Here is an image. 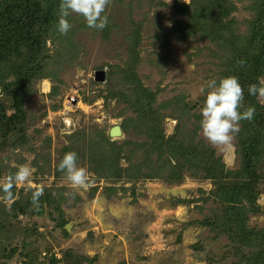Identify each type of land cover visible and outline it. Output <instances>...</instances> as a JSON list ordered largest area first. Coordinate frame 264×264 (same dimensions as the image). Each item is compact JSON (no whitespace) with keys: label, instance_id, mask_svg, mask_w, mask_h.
Here are the masks:
<instances>
[{"label":"rangeland","instance_id":"obj_1","mask_svg":"<svg viewBox=\"0 0 264 264\" xmlns=\"http://www.w3.org/2000/svg\"><path fill=\"white\" fill-rule=\"evenodd\" d=\"M197 1L112 0L105 12L109 23L102 31L88 28L84 18L73 13L67 18L72 25L67 35L53 28L37 51L24 42L7 63L0 62V178L28 163L35 169L32 185L42 186L40 199L47 198L35 211L30 187H14L15 202L29 205L7 224L18 223L23 232L35 235L36 264H49L50 255L57 264H229L234 259L226 254L229 240L214 238L215 231L202 224L205 218L212 221L213 213L220 214L219 204L210 197L212 179L184 173L173 182L116 181L104 176L100 166L107 147L93 145L100 141L99 132L117 144L146 140L147 120L143 123L133 107L137 86L119 79V70L131 65L140 88L154 95L149 109L162 118L165 137L173 135L177 125L185 132L194 130L197 149L199 144L211 147L224 168L239 166L235 139L231 149L222 150L201 133L205 96L198 89L209 80L219 82L221 67L215 46L192 25V4ZM223 1L235 7L228 19L236 21V38L245 36L255 16L252 1ZM53 3L57 15L59 0ZM29 64L38 66L36 71L30 72ZM99 70L106 81L94 80ZM16 86L25 93L22 118L14 126L9 121L14 119L10 90ZM70 97L75 99L72 106L67 104ZM257 98L264 105V97ZM125 119L133 120L127 130L121 127ZM115 126L121 135L110 137ZM68 151H75L77 165L91 174L94 182L88 189L73 190L57 170ZM118 164L127 167L122 158ZM257 203L263 212L250 217V226H264V191ZM12 205L9 209L0 201V210H12ZM26 262L18 254L9 260L0 257V264Z\"/></svg>","mask_w":264,"mask_h":264},{"label":"trees","instance_id":"obj_2","mask_svg":"<svg viewBox=\"0 0 264 264\" xmlns=\"http://www.w3.org/2000/svg\"><path fill=\"white\" fill-rule=\"evenodd\" d=\"M251 1L250 10L255 11V16L248 22V33L240 38H236L234 33L236 21L228 19L235 10L232 3L226 6L223 0H198L192 4L195 7L192 9V25L203 36H207V40L216 48L214 56L220 60L221 67L219 80L230 75L236 76L244 90L241 111L248 106L256 109L252 121H241L240 131L235 135L236 156L239 159L236 169L224 168L211 147L199 144L197 149L194 130L185 132L177 125L174 134L165 137L160 126L162 118L152 115L149 109L154 102V95L140 88L131 65L127 70H119L122 75L119 79L137 86L133 107L143 123L147 120L143 131L146 140L138 144L125 140L117 144L98 131L100 141L93 143L96 147H107L100 166L103 165L105 169L104 176L113 177L116 181L125 178L127 181L163 179L173 182L180 181L184 173L212 179L214 188L210 197L219 204L220 214L213 213V220L205 218L202 224L215 231L214 238L218 239L222 235L229 240L231 245L227 247L226 254L234 257L229 264H264V226L249 225L250 217L263 212L257 200L264 191V175L260 172H264V105L257 98L258 95L248 93L249 85H258L259 78L264 77V0ZM53 6V0H0V62L7 63L9 57L23 47L24 42L30 50L37 51L40 48L57 17ZM32 26L34 34L31 32ZM29 57L35 59L38 56ZM241 60L245 61L243 66L238 65ZM37 67L29 64L30 72L36 71ZM11 69L14 70V67ZM24 93L22 86L10 90L14 119L9 121L14 126L22 118L21 99ZM171 104L172 101L167 102V105ZM132 124L133 120L131 123L125 119L121 127L127 130V126ZM121 158L126 161L127 167L119 166ZM98 170L97 174L101 175L102 171ZM44 199L47 198L43 197V201L40 199V205H43ZM27 205L14 202L12 210H0V257L9 260L18 254L20 259L27 261L25 264H36L32 249L35 235L23 232V227L19 228L18 223L7 225L11 219L17 218V212L24 213ZM17 239H20L19 244ZM38 264L47 263L42 260ZM49 264H57L51 255Z\"/></svg>","mask_w":264,"mask_h":264},{"label":"clouds","instance_id":"obj_3","mask_svg":"<svg viewBox=\"0 0 264 264\" xmlns=\"http://www.w3.org/2000/svg\"><path fill=\"white\" fill-rule=\"evenodd\" d=\"M112 0H59L57 18L53 24L54 30L60 35H67L72 25L69 15L75 13L84 18L86 26L96 31H102L109 23L105 14ZM170 3V0H168ZM245 61H238L243 66ZM198 93L205 96L200 108V128L202 136L213 146L222 150L231 149L235 135L240 131L241 121H252L256 114L254 106H248L243 111L244 90L236 76L223 77L217 82L209 80L202 84ZM249 95L264 97V77L259 78V84H250ZM78 154L75 151L66 152L57 164V170L63 173V178L73 190L88 189L93 184V178L88 169L77 165ZM35 169L25 163L17 166L14 172H9L0 178V201L10 209L16 196L13 189L16 186L28 185L32 191L31 204L33 210L39 211L40 197L44 194L42 186L32 185Z\"/></svg>","mask_w":264,"mask_h":264},{"label":"water","instance_id":"obj_4","mask_svg":"<svg viewBox=\"0 0 264 264\" xmlns=\"http://www.w3.org/2000/svg\"><path fill=\"white\" fill-rule=\"evenodd\" d=\"M94 80L96 82H104V81H106L105 72L103 70L96 71L94 73ZM120 135H121V129L118 126H115V127L111 128L110 131H109V136L110 137L116 138V137H119ZM66 230L67 231L69 230L68 227H66Z\"/></svg>","mask_w":264,"mask_h":264},{"label":"built area","instance_id":"obj_5","mask_svg":"<svg viewBox=\"0 0 264 264\" xmlns=\"http://www.w3.org/2000/svg\"><path fill=\"white\" fill-rule=\"evenodd\" d=\"M74 101H75V99H73L72 97H70V99L67 100L68 106H72V104H73Z\"/></svg>","mask_w":264,"mask_h":264}]
</instances>
